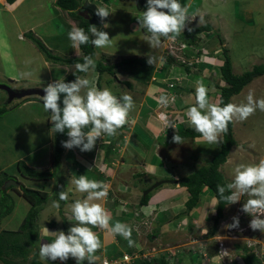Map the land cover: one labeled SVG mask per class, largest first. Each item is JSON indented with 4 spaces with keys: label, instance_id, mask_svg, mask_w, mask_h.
I'll use <instances>...</instances> for the list:
<instances>
[{
    "label": "rangeland",
    "instance_id": "obj_1",
    "mask_svg": "<svg viewBox=\"0 0 264 264\" xmlns=\"http://www.w3.org/2000/svg\"><path fill=\"white\" fill-rule=\"evenodd\" d=\"M82 1L84 2L86 0ZM91 1L98 6L106 7L110 12V15L105 21L109 24V27L103 28V25L100 27L101 30L109 33V37L112 38L113 41L112 46L105 47V49L112 48V50L124 54L130 53L129 55L137 54V56L144 55L145 57H147L145 53L152 52L158 57L160 56L161 46L159 49H151L149 43L143 40L146 33L141 30L142 28H139L137 17L146 10V1L141 8L136 6L135 0ZM180 2L182 5L188 7L190 16L196 17L194 20L188 22L189 27L198 26L200 24H210L212 26L211 32L201 35L199 45L207 47V43L209 42L214 48H220L221 46L219 45L218 37L223 39L224 45L229 50L233 63V72L235 74H240L251 69L254 64L264 62V0H180ZM31 10L34 11L35 16L29 18L28 22L24 19L28 17V13ZM14 14L16 19H14ZM201 17L202 20L200 19ZM15 20H18V23L22 26L20 27V31L21 29L22 32L24 31L23 34L20 32L22 34L20 37L17 32ZM33 23L35 28L29 32L27 30L29 26L28 24L33 25ZM71 27L72 23L68 18V13L59 9L52 0H25V2H23L14 13H7L6 11L0 10V84L8 85L11 88L16 89L38 87L34 86L37 84L32 83V80L43 79L44 82L39 83L38 85L44 87L49 83L47 81V76L49 74L55 77L60 73L66 72L67 64L55 62L53 61V58L55 55L60 57L68 55V53L70 54L73 50L75 52L78 51L79 55L81 54L79 48L74 49L72 47V43L68 38L67 33L71 30ZM142 32L145 35H143ZM31 35L39 38L41 42H43V44L49 49L51 58H47V56L42 53L35 44H33L30 38ZM101 49L104 48H95L96 51ZM156 51H158V54ZM212 51L213 50H211L210 53H212ZM219 54V57H222L221 50ZM132 65L133 64L131 63L124 64L123 66L118 67L116 71H122L124 69L131 70ZM134 67L136 69H141L140 66ZM174 69L184 72L183 75L187 77L193 76L194 74H186L184 69L179 66L174 67ZM26 72L31 73V75L21 77L20 74ZM105 78L114 79L113 75L104 72L101 75L100 84ZM249 90L254 92V97L256 99L264 98V75L254 78L242 89V92H240L239 95L233 96L232 103L238 104L241 101H244ZM111 91L114 93L113 90ZM7 98V92L0 89V109L8 105L7 110L0 111V178L2 176H8L7 179H16V177H18L17 181H20L21 185L23 184L25 187L41 189L42 186H44L45 189H51V186L49 187L50 180L24 178L19 174L16 167V162L19 159L22 161L29 160V153H32L33 156L36 155L37 157H40L44 161L48 159L52 146H46L40 150H36L35 147L40 143H46L48 141L54 144L53 130L52 136L50 134L52 128V122L48 119L50 114L44 111L43 102L41 98L37 96H29L25 98L29 99L27 100L29 101L28 104L25 103L27 101L23 102L22 99H14L10 103H6ZM33 101L36 103H30ZM166 107L171 110L169 106ZM156 108L157 107H155L154 110ZM167 114L169 115V111ZM170 119L172 118L170 117ZM232 123L234 138L237 141L238 146L234 153L230 155L229 161H227L225 165H223V163L219 167V170L224 175L225 183L232 182L233 169L237 164L256 163L261 157H264V112L257 109L256 112L246 120L242 122L233 121ZM161 129L162 131L166 129L164 124H162ZM49 136H51V138H48ZM206 147L209 149V152L207 153L213 156L216 151V146L208 145ZM183 150L185 151L186 149L184 148ZM207 153L205 154L207 155ZM208 159H210V156ZM42 160L39 162H42ZM50 163L52 165V159ZM206 163H208L206 158L203 160H192L191 163L189 162L186 166H183V172L181 171V168H179L178 178L186 176L188 173L190 174V172H194L197 168ZM60 165L57 168H54L52 165V168L50 169L51 173H53L54 182L55 180H58V177L59 179L64 180L62 174L63 167ZM40 169L44 168L42 167ZM181 173L187 174L182 175ZM125 181L126 180H124V182ZM64 183L65 187L66 185L69 187V183L65 180ZM204 190L207 192L203 197H200V203H203V207H207V195L212 196L213 194L207 189H203V191ZM71 191L73 193L78 192L77 190ZM157 191L158 187L154 188L152 192L149 193L152 195L153 192ZM247 198V196H244L240 201L234 204H227L224 209L223 217L213 235V237L215 236L216 238H206L208 239L206 241L209 242L207 247L212 251L215 250L216 245L219 243L218 240H220V244H222L227 252L223 253V259L225 261L235 259L237 264L244 263L242 258L237 256V253L240 251L239 248H237V245L242 246L244 241L252 236L261 238L264 242V232H261L260 230L253 231L249 227L251 216L240 211L244 200ZM54 201L56 200L50 197L42 204L37 221L39 229L42 223H47L54 218L56 220L58 219L57 207H54ZM14 203L15 207L12 214L3 219L0 229H2L3 226L8 229H15L29 209V203L19 195L14 196ZM202 205H198V209H202ZM121 209L122 211L123 209H127L126 212H128L129 207L127 201L121 205ZM212 213L208 214L209 216L207 218L208 225L210 226L209 228L206 226L201 228L197 226L196 228L193 226L195 224H192L189 220L187 221L189 216L185 215V211L183 213L181 212L179 217H175L174 220L170 222V225L174 227L176 221H180L175 228L177 235L174 240L168 241L169 244L165 243L167 242L165 239H163L164 241L161 239L153 241L150 238L151 236L149 237L150 234L155 232L152 228V220H145L143 218L144 222L136 224L135 228L137 231L135 232L138 235V238L141 237L144 242L149 240L148 244L152 243L148 248L146 247L147 249L156 248L160 252L166 248L174 251L179 249L182 250L181 252H175L177 255L175 258V264H199V262L201 264H210L207 263L206 258L202 256V253L205 252L203 245L206 242L203 240L205 239L203 237H205L209 230L213 228L212 218L214 213ZM234 216H239V228H226L225 225L232 223V217ZM183 217L184 219H182ZM203 217L204 215L202 214V218ZM126 224L129 225V222ZM155 233H157V230ZM201 239L203 241H201ZM186 246L190 247L187 248ZM189 249L194 250V252H188ZM0 264L2 263L0 262Z\"/></svg>",
    "mask_w": 264,
    "mask_h": 264
},
{
    "label": "crops",
    "instance_id": "obj_2",
    "mask_svg": "<svg viewBox=\"0 0 264 264\" xmlns=\"http://www.w3.org/2000/svg\"><path fill=\"white\" fill-rule=\"evenodd\" d=\"M52 1L55 2V0ZM23 2H25V0H15L11 4L7 3L6 0L0 1V10L6 11L7 13H14ZM13 16L14 19H16L15 14ZM34 16V11L31 10L28 13V17L24 20L29 22L28 19ZM68 18L70 19L72 25L75 24L71 17L68 16ZM103 23H105V21H101V26ZM15 25L20 37V35L24 32H22V29L20 31V27L22 26L18 23V20H15ZM28 25L27 30L29 32L35 28L34 23L33 25ZM143 35L145 34L143 33ZM211 50H213L212 53H210ZM102 52L112 56H125L130 54H124L122 52L112 50V48H104L95 52V58L97 59L99 54ZM219 52L220 48H214L212 44L208 42L207 47H205L204 53L202 54L203 61H206V63H204L205 65L200 66V64H198L196 69H189L188 72L185 71L186 74L194 73L193 76H184V72L174 69L176 66L172 67L168 64L161 66L160 60H158L156 65H149L150 68L142 74H138L142 72V67L141 69L136 70V68L132 66L131 70L124 69L123 72H117V74L113 75L114 79H104V81L100 84L101 89L107 87L110 90H113V94L117 97H120L123 93H128L133 97L135 106L129 112L127 123L118 129L114 136H108L106 134L103 135L101 139L97 140L96 146L92 151L81 152L80 149L76 147H73L72 149L64 148L60 166L63 167L62 174L64 176V180L69 183V187L66 185L63 189L68 192L69 199L65 201L62 208H56L58 219H52L55 221V225H49V221L40 225L39 245L41 241L47 242L52 239L50 235L45 234V227H47L50 231L64 230L67 233L69 227L75 223L72 219L70 205L76 199H83L86 196L84 193H73L71 191L76 190L75 186L71 183V178L73 176L78 177L79 175H87L89 179L103 181L109 185L107 198L98 202L101 203L111 215L112 220L110 221V224H114L116 221L122 223L129 222V225L132 228V239L135 241V245L133 247H129L127 241L120 235L113 234L108 230L93 228V231L97 233L102 242L101 249L95 254L98 257L97 261L103 257L112 258V256H118L123 252H131L133 250L149 247L152 243L148 244L149 240L144 242L141 237L138 238V235L135 232L137 231L135 226L137 223L141 222V218L153 221L152 228L155 232L157 230V233L153 232L150 235L148 234L149 237L151 236L150 238L153 241L159 239L164 241L163 239H165L167 240L165 243H168V241L174 240L177 235L175 228L178 226L180 221H176L174 227L170 225V222L174 220L175 217L177 218L181 212L183 213L185 211L184 203L187 200L186 191L181 188L179 184L162 183L159 185L160 188L157 186V192H153L152 195L150 194L147 204L141 205L139 203L140 197L143 195V191L157 180H178L179 168H181L182 171L183 166H186L189 162L191 163L192 160L196 161L198 159H208L209 156L211 158L212 155L207 153L209 152V149L206 146H216V151L214 153L216 154L219 150L220 144H207L201 137L185 139L182 144L174 142L166 143V132L161 129L163 122L157 115V113L162 112L161 108H156L155 110L154 108L157 107V98L164 92L167 78L173 77L180 78L174 89L175 104L173 109L169 111L168 115L172 118L171 120L175 121V130L188 126L187 123H183L182 121L187 120L185 115L186 108L195 102V82L197 80L203 81L208 88V97L210 101L218 103L219 91L216 88L217 85L223 84V80L219 74V67L222 64V57H219ZM156 53L158 54V51H156ZM63 56L70 57L78 55H76V52L73 50L70 54L68 53V55ZM143 56L144 55H142V57ZM144 58L147 60V57L144 56ZM66 66V72L56 75L57 77H53L49 74L47 76V81L51 83L56 79H62L68 71L73 69V66ZM182 68L184 69V67ZM89 73H84L80 76L96 82L99 78L97 72L90 70ZM149 73V77L146 76ZM152 76H154L155 79H152ZM42 82H44L43 79L32 80V83L37 84L34 86L38 87L42 86L38 85ZM232 100L233 97L230 100L231 103ZM28 102L29 101L25 103L28 104ZM34 102L35 101L30 103ZM50 134L52 136V130H50ZM51 136L48 138H51ZM51 144L52 143L48 141L46 143H40L35 148L36 150H40L46 146L51 147ZM237 146L238 144L236 141V144L231 148L225 163L229 161L230 155L234 153ZM184 148L186 149L185 151L183 150ZM205 153H207V155ZM29 157V160L24 161L29 167H43L47 170L52 168L50 163L51 151L46 161L36 155L33 156L32 153H29ZM41 160L42 162H39ZM225 163L223 165H225ZM181 174L185 175L187 173ZM16 179H18V177H16ZM48 180H50L49 187L51 186V189H45L44 186H42L41 189H37L44 190L47 193H52L56 180L54 182L53 176ZM124 180L126 181L124 182ZM206 192L207 191L204 190L201 193V197H203ZM212 196L207 195V207H203V203H200L199 205H202V209L195 207L193 210H190L188 214H185L189 216L187 221L189 220L192 224H195L193 225L194 227H210L208 225L209 223L207 218L209 216L208 214L212 213L210 210L214 198V196ZM125 201L128 202V212H126L127 209H123L124 212L121 209V205H123ZM202 214L204 215L203 218ZM182 219H184V217ZM213 235L212 237L209 236V238H216L215 236L213 237ZM203 238H205L203 239L205 241L209 239L208 236ZM203 240L201 239V241ZM218 241L220 242V240ZM208 244L209 242L206 241L203 245L205 252L202 253V256L206 258L207 263H224L225 260H221L219 254L210 256L209 258L207 252L209 248L207 247ZM186 247L189 248L190 246ZM39 260L41 264H76V261L73 258H69L67 261L63 262L60 260H41L40 257ZM177 260L179 261L178 258ZM85 261L86 264H88L87 260Z\"/></svg>",
    "mask_w": 264,
    "mask_h": 264
},
{
    "label": "clouds",
    "instance_id": "obj_3",
    "mask_svg": "<svg viewBox=\"0 0 264 264\" xmlns=\"http://www.w3.org/2000/svg\"><path fill=\"white\" fill-rule=\"evenodd\" d=\"M95 14L101 21H106L110 12L106 7L98 6ZM195 18L189 15L188 7L182 5L180 0H146V10L137 17L139 28L146 30L143 40L149 43L151 49H159L161 46L160 57L152 52L145 53L147 63L156 65L158 60L162 59V37L174 38L170 34L179 35L185 28L188 32H192L194 29L188 26V22ZM200 19L202 20V17ZM108 27V23H103V28ZM67 35L74 49L89 42L95 48H105L112 46L113 42L108 32L94 24L89 25L87 31L73 24ZM76 54L79 55V52L77 51ZM196 66L194 62L189 69L194 70ZM74 68L76 70L73 72L74 81L66 82L65 79H56L48 83L42 88L44 94L41 95V100L44 111L50 114L48 119L52 122L51 130L55 133H63L67 129L68 139L61 142L62 146L66 149L76 147L81 152H88L94 149L97 140L103 135L114 136L117 130L127 123L129 112L134 108L135 103L128 93L117 97L109 88L101 89L94 80L76 74H87L90 70L96 69V60L92 55L83 56V62H76ZM20 75L25 77L31 73L26 72ZM61 96L63 97L62 106ZM194 101L186 108L187 120L182 122L187 123L199 133L207 144L219 145L222 142V135L228 131L230 122H242L253 115L257 109L264 112V98L256 99L252 90H249L245 100L238 104L211 102L208 97V88L201 80L195 82ZM157 103L167 106L169 104L167 94H161L157 98ZM161 119L166 128L176 129L175 123L166 115ZM86 128L88 131H85ZM171 139L177 144L184 143L178 131ZM71 183L78 192L86 194L83 199H76L70 205L75 223L69 227L67 233L64 230L50 231L45 227V234L50 235L52 239L40 242V259L63 262L73 258L76 264H82L85 260L88 264H96L98 257L95 254L101 249L102 242L93 228L118 234L127 241L129 247H133L135 241L132 239V228L119 221L110 224L111 215L98 202L107 198L109 185L103 181L89 179L87 175L73 176ZM217 192L219 199L213 198L211 212L215 213L216 206L221 200L227 204H234L247 196L240 211L251 216L249 227L253 231L264 232V157L256 163L237 164L233 169L232 182L217 184ZM68 199V192L63 190V185H60L59 200L67 201ZM53 203L54 207L60 206L58 201ZM239 225V216H234L232 223L225 227L237 229Z\"/></svg>",
    "mask_w": 264,
    "mask_h": 264
},
{
    "label": "trees",
    "instance_id": "obj_4",
    "mask_svg": "<svg viewBox=\"0 0 264 264\" xmlns=\"http://www.w3.org/2000/svg\"><path fill=\"white\" fill-rule=\"evenodd\" d=\"M15 0H6L7 3H13ZM146 0H135L136 6L141 8L143 3ZM55 5L68 13V16L76 23L77 26L83 27L85 31L88 30L89 25H96L98 28L101 27V20L95 14L96 13V3L93 1H82V0H55ZM84 12V15H80L79 12ZM88 16V17H86ZM194 30L192 32H188L187 28L179 35H174L178 39H182L186 43V45H193L197 47L198 52L197 55L201 56L203 54L204 46L200 44L201 35H205V33H209L212 30V26L210 24H200L198 26H190ZM144 33L146 30L141 29ZM173 35V34H170ZM33 44L37 46L38 49L42 53H44L47 58H51V54L49 49L41 42V40L33 35L30 36ZM162 41L166 38H161ZM221 55H222V64L219 67V74L223 80V84L217 85L218 89V103L223 102V104L230 103L231 98L234 95L239 94L242 89L250 83L254 78L264 75V62L260 64H254L251 69H248L240 74H235L233 72L232 60L229 54L228 48L224 45L223 39L218 37ZM81 54L79 56H70V57H60L55 55L53 61L61 62L67 64L69 66H73V69L68 71L62 79H65L66 82L74 81L75 72L74 64L76 62H83V56L92 55L96 60V69L94 71L97 72L99 78L96 80L97 86L100 88V79L101 75L106 72L111 75L117 74L116 71L118 67L123 66L124 64H133L132 66H140L142 67V72L138 74H142L148 70L149 64L147 63L146 58L137 55H125V56H112L107 53H100L98 59L95 58V47L89 42L86 45H81L79 47ZM186 50H190L188 47ZM164 55L162 54L161 57ZM174 58L169 55L166 57L164 63L171 64ZM171 62V63H170ZM197 65L200 64L204 66L206 62H195ZM181 65V63L179 62ZM183 65V64H182ZM177 66V64L175 65ZM181 67V66H179ZM191 65H184V69L188 72ZM138 70V69H136ZM77 75H82L84 73H76ZM150 73L146 76L149 77ZM126 83V82H125ZM175 89V88H174ZM38 97V96H37ZM27 98V97H25ZM23 98V102L29 100ZM40 98V97H39ZM62 96H61V106H62ZM175 104L174 102L170 105V109H173ZM8 106V105H7ZM7 106H4L0 111H5L8 109ZM161 113L165 114L168 118V107H162ZM171 120V119H170ZM174 123L175 121L172 120ZM85 131H88L86 128ZM178 131L179 135L183 137V140L188 138H196L201 137L199 133L195 132L190 126H186L184 128H180L179 130H175V128H166L164 132H166V143L172 142V136ZM54 136V144L52 143V165L54 168L59 167L61 156L64 150L62 146V141L68 139L67 129L63 133H55L53 131ZM236 144V140L234 138L233 132V123L230 122L228 125V131L222 135V142L220 143L219 150L216 154H214L210 159H207L205 165L200 166L194 172L182 176L178 178V184L181 188H183L188 198L184 203L185 213L187 214L190 210L197 207L200 204V197L203 189L209 190L213 196L219 199V194L217 192V184H226L224 180V175L219 170V167L226 162L227 156L231 150V148ZM16 167L19 174L24 178H30L35 180H46L53 176L50 170H44L40 168L29 167L24 161L18 160L16 162ZM8 176H2L0 178V225L2 224L3 219L10 216L14 210V196L19 195L22 196L27 202H29V209L26 214L20 220V223L15 229H8L4 226L0 229V262L2 264H41L39 260V228L37 225L39 213L41 211L42 204L45 203L50 197L59 202V208H62L65 201L59 200V186L63 185V189L65 187V183L63 179L56 180L52 193H47L44 190H38L30 187H25L23 184L18 188L14 186H9L7 188H2V185L5 180H7ZM150 198V193L142 195L140 197L139 203L141 205L147 204ZM226 202L220 201V203L216 206V211L213 215V228L209 230L206 236H212L218 226L221 218L224 214ZM179 217V216H178ZM49 225H55V221L51 220L48 223ZM184 225V224H183ZM239 248V253L237 256L242 258L243 264H262L260 259L255 255L254 251L251 248H248L244 243L243 245H237ZM208 256L218 255V246L216 245L215 250L212 251L208 248ZM190 253H193L194 250L189 249ZM113 257V256H112ZM236 260L232 259L230 261H224L225 264H237ZM82 264H86V261H83ZM142 264H170L164 258H160L159 260H150L145 261ZM183 264V263H180ZM199 264H201L199 262Z\"/></svg>",
    "mask_w": 264,
    "mask_h": 264
},
{
    "label": "built area",
    "instance_id": "obj_5",
    "mask_svg": "<svg viewBox=\"0 0 264 264\" xmlns=\"http://www.w3.org/2000/svg\"><path fill=\"white\" fill-rule=\"evenodd\" d=\"M3 1V0H0ZM174 38H166L162 41L163 50L162 54L164 55L162 59L160 60L161 66L162 65H171L172 67L177 65H192L194 62H201L203 60L202 55H197L198 49L197 47H194L193 45H186L182 39H178L176 36L171 35ZM189 48L190 50H186V48ZM171 55L172 58H174L173 61L169 63H164L166 57ZM180 65V66H181ZM160 67V66H159ZM158 70V69H157ZM156 70V71H157ZM152 79H155L154 76H152ZM180 80L179 77H173V78H167L164 92L163 94H167L169 99V104L167 106L170 107V105L174 102L175 99V93L174 88L177 85V81ZM166 106H162L157 103V108H162ZM158 117L161 119L162 116L165 114L163 113H157ZM163 122V120L161 119ZM164 124V122H163ZM141 222H144L143 218H141ZM244 244L251 248L252 251H254L255 255L260 259L261 263L264 264V242L261 240V238L258 237H248L246 241H244ZM148 248V247H147ZM144 248L143 249H137L135 251L131 252H123L122 254L108 258L103 257L99 261L96 262V264H142L145 261L150 260H159L160 258H164L167 262L170 264H175V258H176V251H182V250H172V249H165L163 251H159L156 248ZM171 251V252H170ZM226 252V249L223 248L222 244L220 242L218 243V254L221 260L223 259V253ZM204 253V252H203ZM227 253V252H226ZM232 260V259H231ZM224 261V260H223Z\"/></svg>",
    "mask_w": 264,
    "mask_h": 264
},
{
    "label": "water",
    "instance_id": "obj_6",
    "mask_svg": "<svg viewBox=\"0 0 264 264\" xmlns=\"http://www.w3.org/2000/svg\"><path fill=\"white\" fill-rule=\"evenodd\" d=\"M80 15H84V12H79ZM88 17V16H86ZM43 87H27V88H11L8 85L0 84V89L5 90L7 92L8 98L6 100V103H10L14 99H23L25 97L29 96H38L41 98V95H43ZM162 183H177L176 179H161L155 181L152 185H150L147 189L143 191V195L149 193L153 188H156ZM9 186L19 187V181H17L14 178H10L4 181L2 188H7Z\"/></svg>",
    "mask_w": 264,
    "mask_h": 264
}]
</instances>
